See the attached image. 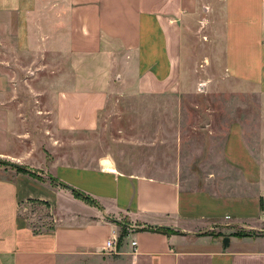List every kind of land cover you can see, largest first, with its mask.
Returning a JSON list of instances; mask_svg holds the SVG:
<instances>
[{
  "label": "crops",
  "instance_id": "obj_1",
  "mask_svg": "<svg viewBox=\"0 0 264 264\" xmlns=\"http://www.w3.org/2000/svg\"><path fill=\"white\" fill-rule=\"evenodd\" d=\"M188 85L264 103V0H0V157L29 172L49 163L57 180L0 176V264H264V236L238 234L264 223V110L250 128L230 125L226 171L206 170L205 189L85 165L76 146L64 153L46 136L49 158L24 144L31 118L90 134L113 98L175 97ZM27 88L43 110L26 114ZM30 201L49 204L55 227L34 231Z\"/></svg>",
  "mask_w": 264,
  "mask_h": 264
},
{
  "label": "rangeland",
  "instance_id": "obj_2",
  "mask_svg": "<svg viewBox=\"0 0 264 264\" xmlns=\"http://www.w3.org/2000/svg\"><path fill=\"white\" fill-rule=\"evenodd\" d=\"M7 74L14 78L9 69ZM187 87L175 97L113 98L100 114L98 129L90 134L58 135L53 130L51 133L50 119L31 118L30 127L26 128L31 135L24 144L35 149L32 151L37 159L41 151L49 158L52 154L44 139L46 136L52 139L49 142L54 146L63 143L60 146L64 153L73 154L76 146L85 165L95 164L96 160L106 161L104 164H115L126 174L164 180L176 178L188 189H205L206 170L226 171L221 164H224L222 148L230 125L237 119L245 121L247 128L255 125L257 112L261 116L264 103L261 98H240L221 91L211 93L206 87L193 92L189 85ZM20 98L28 104L26 114L43 110V104L28 101V88L21 89ZM242 113L247 116L246 120L241 118L246 117ZM69 159L75 162L74 155ZM18 167L26 169L0 157V176L17 171ZM39 168L30 172L32 176L55 187L57 180L50 175V164ZM23 215L35 232L55 227L49 204L30 201ZM254 227L253 230L238 228V234L264 236V223Z\"/></svg>",
  "mask_w": 264,
  "mask_h": 264
},
{
  "label": "trees",
  "instance_id": "obj_3",
  "mask_svg": "<svg viewBox=\"0 0 264 264\" xmlns=\"http://www.w3.org/2000/svg\"><path fill=\"white\" fill-rule=\"evenodd\" d=\"M17 171L20 172V173H26V174H29V175L32 176V174H31L29 171H27L26 169H23V168H21V167H18V168H17ZM66 187L69 188V189H71V190L73 191V194L75 195L76 198L81 199V200L85 201L86 203H88V204H90V205L94 204V203L90 200V198L87 197L85 194L80 193V192H78V191H76V190H74V189H72V188H70V187H68V186H66ZM126 236H127L126 230L123 229L120 239L122 240V239L125 238Z\"/></svg>",
  "mask_w": 264,
  "mask_h": 264
},
{
  "label": "built area",
  "instance_id": "obj_4",
  "mask_svg": "<svg viewBox=\"0 0 264 264\" xmlns=\"http://www.w3.org/2000/svg\"><path fill=\"white\" fill-rule=\"evenodd\" d=\"M132 247L135 248L137 243L134 241L132 242ZM118 249V239L117 236L114 234L111 238H109L106 242L105 250L111 253L117 252Z\"/></svg>",
  "mask_w": 264,
  "mask_h": 264
},
{
  "label": "water",
  "instance_id": "obj_5",
  "mask_svg": "<svg viewBox=\"0 0 264 264\" xmlns=\"http://www.w3.org/2000/svg\"><path fill=\"white\" fill-rule=\"evenodd\" d=\"M224 244L229 245V238H225Z\"/></svg>",
  "mask_w": 264,
  "mask_h": 264
}]
</instances>
